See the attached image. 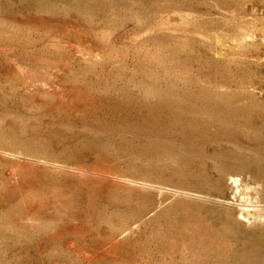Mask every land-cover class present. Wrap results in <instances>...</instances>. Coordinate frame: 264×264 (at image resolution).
Here are the masks:
<instances>
[{"label": "rangeland", "instance_id": "obj_1", "mask_svg": "<svg viewBox=\"0 0 264 264\" xmlns=\"http://www.w3.org/2000/svg\"><path fill=\"white\" fill-rule=\"evenodd\" d=\"M0 264H264V0H0Z\"/></svg>", "mask_w": 264, "mask_h": 264}]
</instances>
